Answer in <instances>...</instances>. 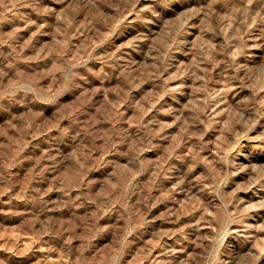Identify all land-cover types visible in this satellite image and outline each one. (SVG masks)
Instances as JSON below:
<instances>
[{"label":"rangeland","instance_id":"374dc122","mask_svg":"<svg viewBox=\"0 0 264 264\" xmlns=\"http://www.w3.org/2000/svg\"><path fill=\"white\" fill-rule=\"evenodd\" d=\"M0 264H264V0H0Z\"/></svg>","mask_w":264,"mask_h":264}]
</instances>
